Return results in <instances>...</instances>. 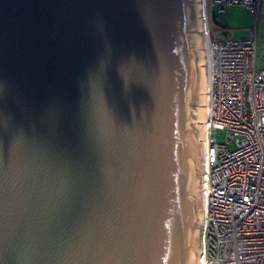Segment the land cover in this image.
<instances>
[{
	"label": "water",
	"instance_id": "95a60500",
	"mask_svg": "<svg viewBox=\"0 0 264 264\" xmlns=\"http://www.w3.org/2000/svg\"><path fill=\"white\" fill-rule=\"evenodd\" d=\"M204 15L0 0V264H201Z\"/></svg>",
	"mask_w": 264,
	"mask_h": 264
},
{
	"label": "built area",
	"instance_id": "2783aa9c",
	"mask_svg": "<svg viewBox=\"0 0 264 264\" xmlns=\"http://www.w3.org/2000/svg\"><path fill=\"white\" fill-rule=\"evenodd\" d=\"M256 14L261 0H214ZM206 22L208 119L201 264H264V69L258 66L257 26L245 39L214 40ZM224 130L227 143L217 142Z\"/></svg>",
	"mask_w": 264,
	"mask_h": 264
},
{
	"label": "rangeland",
	"instance_id": "374dc122",
	"mask_svg": "<svg viewBox=\"0 0 264 264\" xmlns=\"http://www.w3.org/2000/svg\"><path fill=\"white\" fill-rule=\"evenodd\" d=\"M260 6L256 21V14L245 5L232 4L225 11H220L216 1L206 0L207 24L212 39H245L249 37L251 29L257 26L258 66L264 69V0H261ZM216 137L219 144H227L231 150L237 148L235 140L227 143L226 131L218 130Z\"/></svg>",
	"mask_w": 264,
	"mask_h": 264
},
{
	"label": "bare ground",
	"instance_id": "6f19581e",
	"mask_svg": "<svg viewBox=\"0 0 264 264\" xmlns=\"http://www.w3.org/2000/svg\"><path fill=\"white\" fill-rule=\"evenodd\" d=\"M204 22V21H203ZM204 25H205V22H204ZM205 127H206V123H205ZM204 162V161H203Z\"/></svg>",
	"mask_w": 264,
	"mask_h": 264
},
{
	"label": "crops",
	"instance_id": "0c3cea01",
	"mask_svg": "<svg viewBox=\"0 0 264 264\" xmlns=\"http://www.w3.org/2000/svg\"><path fill=\"white\" fill-rule=\"evenodd\" d=\"M260 9H261V6H260ZM259 15H260V12H259ZM259 15H258V17H259Z\"/></svg>",
	"mask_w": 264,
	"mask_h": 264
}]
</instances>
